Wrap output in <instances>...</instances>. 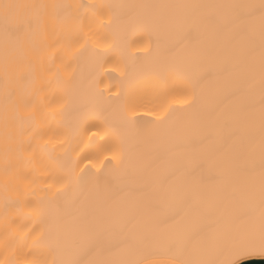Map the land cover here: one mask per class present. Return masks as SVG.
Instances as JSON below:
<instances>
[{"label":"bare ground","instance_id":"6f19581e","mask_svg":"<svg viewBox=\"0 0 264 264\" xmlns=\"http://www.w3.org/2000/svg\"><path fill=\"white\" fill-rule=\"evenodd\" d=\"M262 217L264 0H0V264H232Z\"/></svg>","mask_w":264,"mask_h":264},{"label":"rangeland","instance_id":"374dc122","mask_svg":"<svg viewBox=\"0 0 264 264\" xmlns=\"http://www.w3.org/2000/svg\"><path fill=\"white\" fill-rule=\"evenodd\" d=\"M204 190V188L203 187H198V186H192V187H189V188H175L174 189V191H178V192H181V193H183V197L184 198H182V199H180V200H178V202H180V206H179V209H178V207H176L174 204V206L176 207V209L178 210L177 212L176 211H174L173 213L172 212H170V214L168 213V212H166L165 210H166V207L165 206H163L162 204H156V205H152V207L154 208V206H155V208L158 210H160V208L162 209V212L164 211V214L165 213H167V215L165 214V216H167V217H165L164 215H160V214H157V217H159V218H157L156 217V214H154L155 215V218H153V214L151 215V217H150V215H149V217H150V219H149V224L148 225H150L149 227L151 228V226L152 227H154L155 228V226L157 225V226H159V230H157V232H156V230H155V232L153 233V231L150 233V231L146 234V232L150 229H146L145 227H144V230H146V231H142L141 229L139 230V233L141 234L142 233V235H152L151 237H149V238H147V239H149V240H152L153 238L155 239H157V237L159 236L160 237V239H165V238H170V241H172L173 240V242L175 241L174 239H178L177 241H179V240H181V238L182 237H184V236H186V235H188L189 236V239H187L188 240V242H194L195 240H196V234H194V232H195V230L194 229H196V222H195V220L193 219L194 217V215L193 214H191L190 213V209H189V207L188 206H190V205H188L187 207H188V211L186 210V212H185V210H184V208L186 207V203H184V202H187L188 201V199H191V198H188V197H196V196H198V195H200L199 193H200V191H203ZM186 194H189V195H186ZM172 205V204H171ZM202 205H204V204H202ZM201 205V206H202ZM178 206V205H177ZM185 206V207H184ZM205 206H208L209 207V209L207 208V207H205ZM211 206H213V205H211V204H205L204 205V207L203 208H205L206 209V211H205V215H204V217L206 218V220L204 219L203 220V222L205 221V226L203 225V227H204V229H208L209 227H210V219H211V217H212V215L210 216V209H211ZM168 207V206H167ZM181 207H183V208H181ZM186 207V208H187ZM191 207V206H190ZM196 207H200V205L199 206H197L196 205ZM165 208V209H164ZM168 208H170V207H168ZM185 208V209H186ZM201 208V207H200ZM155 209V210H156ZM181 209H183L184 211L182 212V210ZM179 210H181V211H179ZM207 210H208V212H207ZM161 211V210H160ZM181 212V213H180ZM192 212V211H191ZM193 213V212H192ZM210 213V214H209ZM233 213V212H232ZM231 213V214H232ZM172 214V215H171ZM208 216H207V215ZM233 214H236L235 212L233 213ZM232 214V216H234L233 218H237L238 217V214H236V215H233ZM203 215H200V219L202 218H204V217H202ZM171 217V219L169 218L168 219V217ZM235 216H237V217H235ZM263 216V215H262ZM163 217V218H162ZM231 217V216H230ZM165 218V219H164ZM208 218H210V219H208ZM232 218V217H231ZM257 218V217H256ZM263 218V217H262ZM262 218H259L258 220H257V223L255 224V223H253V224H255V227L256 228H258V231H259V233L261 234V235H263L264 236V218L262 219ZM166 219H168V221L166 220ZM201 219V220H202ZM167 221V222H164V221ZM172 220V221H171ZM174 221L176 222H178V228H175V226L177 227V225L176 224H173L174 223ZM171 223V225L173 224V226H174V228L175 229H173V230H171V232L168 230V226L167 225H170V223ZM176 222V223H177ZM256 222V221H255ZM155 225V226H154ZM157 226H156V228H157ZM253 227H254V225H253ZM155 228V229H156ZM143 229V228H142ZM151 229H153V228H151ZM171 229V228H170ZM141 231V232H140ZM189 231V232H188ZM254 231H256L255 232V234H258V232H257V230L255 229ZM187 232V233H186ZM150 233V234H149ZM157 233V235L158 236H156V237H154L155 235L154 234H156ZM254 234V233H253ZM260 235V236H261ZM153 237V238H152ZM152 238V239H151ZM180 238V239H179ZM184 238H187V236L186 237H184ZM191 239V240H190ZM167 241V240H166ZM183 241V244H184V242H185V244L186 243H188V242H186V241H184V240H181V242ZM175 243H177V242H175ZM177 244H179V243H177ZM181 244V243H180ZM169 258H171V257H169Z\"/></svg>","mask_w":264,"mask_h":264},{"label":"crops","instance_id":"0c3cea01","mask_svg":"<svg viewBox=\"0 0 264 264\" xmlns=\"http://www.w3.org/2000/svg\"><path fill=\"white\" fill-rule=\"evenodd\" d=\"M138 264H186V262L181 261L176 258H169V256L162 257H153L141 261ZM232 264H264V255L263 254H252L243 256Z\"/></svg>","mask_w":264,"mask_h":264}]
</instances>
